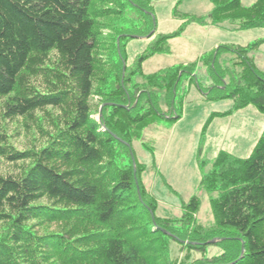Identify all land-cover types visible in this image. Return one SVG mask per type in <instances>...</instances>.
I'll list each match as a JSON object with an SVG mask.
<instances>
[{"label":"trees","instance_id":"trees-1","mask_svg":"<svg viewBox=\"0 0 264 264\" xmlns=\"http://www.w3.org/2000/svg\"><path fill=\"white\" fill-rule=\"evenodd\" d=\"M210 2L207 16L157 35L151 0H0V160L19 170L0 168V264H264V131L249 158L220 151L204 174L217 194L211 226L198 221V196L179 216L159 215L133 148L149 124L181 118L180 83L197 79L195 62L146 75V59L192 23L264 28V0ZM144 37L156 40L128 66L127 43ZM261 42L200 58L209 99L264 114V72L250 55ZM13 126H37L44 140L19 149Z\"/></svg>","mask_w":264,"mask_h":264},{"label":"rangeland","instance_id":"rangeland-1","mask_svg":"<svg viewBox=\"0 0 264 264\" xmlns=\"http://www.w3.org/2000/svg\"><path fill=\"white\" fill-rule=\"evenodd\" d=\"M256 1L242 0L246 7ZM151 2L157 20V35H170L178 31L184 22V15L207 16L213 8L210 0ZM234 27L231 21L222 22L218 27L192 23L181 35L169 39L168 53H157L143 63L146 75L175 65L197 63V79L184 75L178 89L177 103L182 106L181 118L149 124L141 137L133 142L136 157L146 168L143 174L146 188L156 197L158 214L161 216H179L182 204L198 196L201 199L198 221L205 226L213 225L210 199L217 194H209L202 188L204 174L211 171L220 151L249 158L263 134L264 114L254 105L234 109L231 99L208 98L213 84L200 58L220 45L246 46L262 41L250 55L264 72V28L231 30ZM155 40L156 37L131 39L126 47L127 65L132 66L136 57L147 53ZM231 57L232 54H227L223 59ZM228 64L234 68L235 61L229 60ZM90 101L93 117L99 121L103 110L100 99L94 95ZM9 134L11 144L22 150L32 149L44 140L37 126H13ZM0 168L4 174L19 172L16 165L2 160Z\"/></svg>","mask_w":264,"mask_h":264},{"label":"crops","instance_id":"crops-1","mask_svg":"<svg viewBox=\"0 0 264 264\" xmlns=\"http://www.w3.org/2000/svg\"><path fill=\"white\" fill-rule=\"evenodd\" d=\"M231 30H234V29H231ZM218 45H216V47H217Z\"/></svg>","mask_w":264,"mask_h":264},{"label":"water","instance_id":"water-1","mask_svg":"<svg viewBox=\"0 0 264 264\" xmlns=\"http://www.w3.org/2000/svg\"><path fill=\"white\" fill-rule=\"evenodd\" d=\"M145 38H148V37H145Z\"/></svg>","mask_w":264,"mask_h":264}]
</instances>
